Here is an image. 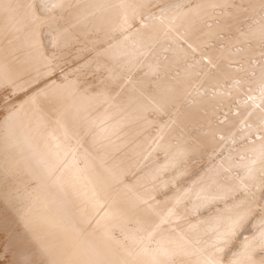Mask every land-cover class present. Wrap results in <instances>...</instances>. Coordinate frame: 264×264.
Listing matches in <instances>:
<instances>
[{
    "label": "bare ground",
    "instance_id": "obj_1",
    "mask_svg": "<svg viewBox=\"0 0 264 264\" xmlns=\"http://www.w3.org/2000/svg\"><path fill=\"white\" fill-rule=\"evenodd\" d=\"M0 242L264 264V0H0Z\"/></svg>",
    "mask_w": 264,
    "mask_h": 264
},
{
    "label": "rangeland",
    "instance_id": "obj_2",
    "mask_svg": "<svg viewBox=\"0 0 264 264\" xmlns=\"http://www.w3.org/2000/svg\"><path fill=\"white\" fill-rule=\"evenodd\" d=\"M129 176V174L128 175H126L125 176V181H130V177H128ZM263 206V204L261 203H259L258 204V206L261 208L262 206ZM3 243V242H2ZM2 243L0 242V264L4 261V256H6L7 257V255L6 254H8V257H9V262L11 261V263L10 264H15V260L16 259H14V252H13V248H12V245H11V243H9V245L7 244V246L9 247L7 250H6V248H5V245L3 246L2 245ZM227 253V252H226ZM226 262V263H225ZM222 263L223 264H227V261L225 260V259H222Z\"/></svg>",
    "mask_w": 264,
    "mask_h": 264
}]
</instances>
